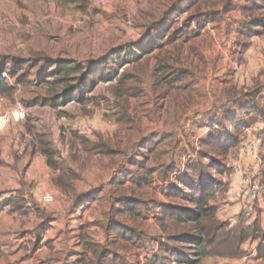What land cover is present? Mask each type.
<instances>
[{"label": "rangeland", "instance_id": "rangeland-1", "mask_svg": "<svg viewBox=\"0 0 264 264\" xmlns=\"http://www.w3.org/2000/svg\"><path fill=\"white\" fill-rule=\"evenodd\" d=\"M100 1H107L108 6L101 7ZM163 1L167 0H80L79 7L76 4H66L62 0H0V68L5 65L8 71L0 74V80H5L15 89L10 94L0 93V116L22 106L26 115L25 121L11 120L8 126L22 123L25 133L34 137L40 151V140L49 141L57 152L58 159L62 158L82 172L84 181L81 187L85 191L95 188L103 190L102 199L86 214L89 222L105 217L109 208L107 201L117 190L114 181L120 171L134 172L136 177L137 172L129 160L134 155L143 153L146 142L148 145V142L169 137L158 147V152H168L160 163L174 162L178 166V173L185 171L187 165L194 163L203 149L200 139L208 137L209 132L207 134V129L203 127L214 119L217 111L232 108V100L221 96L224 87L230 84L251 86L256 71L264 69V60L261 64H253L251 68L247 64L240 65L236 60L234 43L238 42L236 35L243 18L233 14L223 17L225 20L222 19L218 25L209 26L201 22L200 28L198 22H195L190 28L186 27L188 35L178 39L180 43L166 46L165 53L173 58V63H169L175 64L178 70L189 71L191 76L176 84L177 88L168 91L164 82L156 85L153 76L158 59L164 58L156 50L151 56L126 67L120 68L118 64H113L117 79L112 82L98 81L88 96L91 99L89 104L73 102L62 109L43 105L44 100L50 101L54 96V86H42L36 81L44 78L43 74L52 69L53 66L50 65L64 61L84 64L91 60L104 59L117 50L132 47L137 49L146 43V28L154 19L159 20L161 17ZM84 5L87 8L83 10L81 7ZM153 8L158 10H152ZM152 12L156 16H149ZM188 17V13H183L180 18H176L174 29H184L189 24ZM198 30L200 35L195 38L194 32ZM235 55L237 56V52ZM35 63L37 66L33 68ZM11 72L17 73V76L12 77ZM124 73L129 75L128 80L125 78L126 82L123 79ZM27 79L34 84L26 85ZM120 85L123 89L118 88ZM116 93L123 94V97H117ZM223 133L227 131L223 130ZM100 139L118 155L103 160L97 154L88 155L84 151L81 140L98 143ZM245 140L244 138L242 143H246ZM234 154L231 150L227 157L220 158L223 163H227ZM175 173L171 176L174 177ZM225 174L230 178L233 171ZM228 177L224 179L228 180ZM155 178L162 182L139 193L146 201L149 213L153 215L160 211L163 203H173L188 211L192 210L193 207L181 197L176 200L168 197L169 192L183 185V181L174 180L171 184L168 180L167 183L159 174ZM216 178L217 181L223 180L220 176ZM227 188L229 183L224 191L210 198L217 220L218 215L221 218L227 217V213L223 214L221 210L219 212L226 199ZM241 201L242 211L237 217L239 225L245 226L246 219L256 218L252 225L260 226V234L264 235V211H256L259 201L252 204H245L242 199ZM231 212L233 214L235 211L231 209ZM143 222L144 220L139 224L142 238L135 241L136 245L129 255L123 254L126 251L119 252L121 259L117 264H148L146 255L147 251L150 254L154 251L152 242H168L166 234L162 237L155 232L156 223L160 226L158 221L155 224H150L148 220ZM127 223L133 226L132 221ZM224 225L228 226L226 223ZM101 230L97 231L100 236L98 241H101L99 245L106 247L111 253V242L103 241ZM258 243L261 241H248L242 247L252 249ZM231 249L232 246L227 247L224 244L214 247L215 252L229 253ZM4 257L0 252V264L7 261ZM243 257L211 258H218L221 263H225L226 259ZM111 262L110 257L107 263ZM258 264H264V259Z\"/></svg>", "mask_w": 264, "mask_h": 264}, {"label": "trees", "instance_id": "trees-1", "mask_svg": "<svg viewBox=\"0 0 264 264\" xmlns=\"http://www.w3.org/2000/svg\"><path fill=\"white\" fill-rule=\"evenodd\" d=\"M62 2L76 4L80 7V0H62ZM85 4L87 5V2ZM86 5L81 8L86 9ZM237 8H240L243 16V21L239 25L238 46L242 52H245L254 37L264 36V0H167L159 20L154 19L153 23L146 28V43L137 49L132 47L117 50L104 59L91 60L84 64L64 61L60 64L50 65L53 66L52 69L43 74L44 78L41 77L36 81L42 86H54V96L50 101L44 100L43 105L62 109L73 102L89 104L91 99L88 96L95 89L98 81L112 82L117 79L113 64H118L120 68L126 67L144 57L151 56L155 50H159V53L164 56V58L158 59V65L153 76L155 83L160 85L161 82H164L168 91L174 89L177 87L176 84L189 78L190 73L186 70H178L175 64H172L173 58H169V53H165L166 46L172 45L178 39L188 35L186 33L187 28H190L191 24L195 22H198L199 26L202 25L201 22L218 24L225 14ZM183 13L189 14L187 19L189 24L184 29L178 27L174 29L176 18H180ZM151 14L156 16L155 13H149V16ZM194 34L195 36L199 35L200 30ZM185 39L188 40V37ZM33 66L35 68L37 64L35 63ZM7 72V67L2 65L0 74ZM10 75L16 77L17 73L11 72ZM123 76V79L127 78L128 80V73H124ZM33 84L32 80L27 79L26 85ZM118 88L123 89L121 85ZM131 88L137 90L134 87ZM13 91H15L14 87L8 85L5 80H0L1 94H10ZM116 91L119 92V90ZM116 96L123 97V94L116 93ZM239 109L243 112V121L246 125H250L255 119L250 116L251 112H254L256 116H264V107L258 105V96L253 94L246 96V102ZM238 120V115L233 114L221 119L218 123L219 125L236 124ZM233 128L231 133H223L217 128H211L209 138L201 141L203 149L198 153V158L194 160V163L187 165V169L177 176V181H183V185L179 189L175 188V191L169 192L168 197L174 200L181 197L193 208L188 211L185 207L171 203L162 210L157 221L162 227L164 235H167L168 242L162 243L160 252L153 255L148 264H171L174 260H177L178 264H201L205 258L209 257H241L245 255L241 249L242 245L255 240L261 241L258 248V258L264 259V235L260 234L262 232L260 226L252 225L246 228L240 224L229 228L218 222L216 210L210 204V198L220 188V184L213 178L214 171L218 174L225 173L226 163H223L221 158L227 157L228 153L237 148L244 140L243 129L240 127ZM168 138L163 137L158 141L148 142V145L146 142L143 145V153L134 155L129 160L137 172L136 177L131 171L120 172V178L115 181L117 190L114 191L113 195H110L107 201L109 208L105 212L104 220L94 222L104 231L105 241H109V238L113 236L114 239L109 244L113 252L109 253V249L102 248L101 245L94 243L92 239H88L86 236L85 246L92 259L84 260L85 264H109L107 262L110 257L111 264H117L121 259L118 251L130 244L135 246V241L142 238L143 233L140 232L139 224L142 220H146L148 215L146 207L148 205L146 206V201L142 199L139 193L145 188L153 186L155 175L159 174L162 180L167 181L171 174L178 169L174 162L171 164L160 163L168 152H158V147L163 145ZM81 141L84 151L88 155L97 154L113 158L118 155L103 139H100L98 143L88 140ZM40 143L41 152L47 158L48 165L60 172L53 182L63 194L74 195V199L81 201V204L85 206H90L102 199V189L85 195H77L75 184L83 180L82 174L70 163L62 160V158L58 159V154L49 141L40 140ZM217 152L218 154H216ZM205 161L208 162L205 163ZM128 182L131 184L129 190L125 188ZM129 192L130 197H127ZM25 205V200L19 195L4 199L0 208L10 207L13 212L25 214L28 212ZM126 218L132 220L133 226L127 223ZM49 227L50 223L47 220L36 229L38 240ZM86 231L87 227H84L82 234ZM222 244L227 245V247L232 246L233 249L229 253L215 252L214 247H220ZM187 254L189 256H186Z\"/></svg>", "mask_w": 264, "mask_h": 264}, {"label": "crops", "instance_id": "crops-1", "mask_svg": "<svg viewBox=\"0 0 264 264\" xmlns=\"http://www.w3.org/2000/svg\"><path fill=\"white\" fill-rule=\"evenodd\" d=\"M164 3L165 1H163V4ZM152 10L158 9L153 8ZM233 14L243 18L240 8L228 12L224 15V18ZM224 18L223 21L225 20ZM241 20L243 21V19ZM207 24L209 26L218 25L212 23ZM199 35L195 36V38ZM238 36L239 27L236 37ZM176 43L178 44L180 42L176 41L175 44ZM234 44V56L240 65L247 64V67L251 68L253 64H261L264 60V36L254 37L251 40L249 48L245 52L241 51L237 41H235ZM235 52H237V56ZM255 74V79L251 83V86L230 84V86L226 85L224 87L221 96L222 98L226 96L228 100H232V108L217 111L214 119L203 127L207 129V134L209 132L207 138H209L211 128H217L222 132L226 130L231 133L234 129L233 127H240L245 134L244 138L246 139V143H241L236 150H232L234 153L244 150V171L237 172L231 169V158L224 167L225 173L233 171V175L230 177L231 179L225 173L218 174L214 171L213 174L214 180L220 184V188L216 194L224 191L229 183L223 207L221 206L219 209V212L221 210L223 214L224 212L227 213V217L221 218L218 215V220L221 223H226L230 226L229 228L238 226L240 222H237V217L239 216L238 213L242 211L243 202L239 197V193L244 176L256 175L257 169L254 173L249 174L250 167H254L255 164L257 165L256 154H260L261 159L264 160V116H256L254 112H251L250 116L255 119L250 125H246L243 121V112L239 109V107L246 102V96L250 94L258 96V105L264 107V69L256 71ZM233 114L238 115L239 118L236 124L228 123L219 125L218 121ZM8 127L6 131L0 135V204L6 198L21 195L26 202L25 207H27L28 212L20 214L13 212L10 207L0 208V252H2L7 259L6 262L2 261V264H85L84 260L87 261L92 259L91 254H88L85 246V237L87 236L88 239H92L96 244H101V241H98L100 236L97 231L102 228L95 225L94 222L97 220L89 222L86 216L87 212L92 210L94 204L98 201L90 206H85L81 204V201L74 199V195L68 196L63 194L53 182L60 172L52 169L48 165L47 158L38 150L34 137L25 133L22 123L13 125V129L12 127ZM207 138H201L200 144L201 141ZM242 142H244V140ZM84 155H86V153ZM99 157H103V160L109 158L101 155H99ZM183 172L184 170H181L180 173L176 171L174 174L175 176H171L169 179L171 184L174 183V180H177V176ZM119 175H117L116 178L119 179ZM216 176L223 177V180L217 181ZM82 177V181H84V176L82 175ZM224 177H228L230 180H225ZM82 181H78L75 184L77 195L80 196L90 192L100 191L98 188L88 190V187H86L88 191H85L84 187H81ZM161 182L162 181L155 178L153 186L149 188L152 189L157 183L160 184ZM167 183H169L168 180ZM128 186H131L130 182L126 184L125 188L129 189ZM46 194L53 197L51 203H44L43 197ZM127 197H130V195H127ZM170 204L171 203L161 204V210L156 211L153 215L149 213L148 209V217L144 222L148 220L150 224H155L162 210ZM231 209L236 212L233 213L234 215ZM258 210L264 211V199H261L256 205V211L258 212ZM47 220L50 223V227L41 234L38 240L36 229ZM102 220H104V218L98 221ZM255 220L256 218L254 220L246 219L245 227L248 228L252 226ZM126 221L131 222L132 220L126 218ZM84 227H87V231L82 234ZM155 232L157 235L165 237L162 227L157 223ZM101 233L103 234L102 238L104 241L106 235L102 230ZM113 239V236H111L109 242H112ZM163 241L166 242L165 240H157L154 242L155 244L152 242L151 246L154 251L151 253L153 255L160 252L159 250ZM259 246L260 244L258 243L256 247H252V249L249 247L246 248L245 246L242 247L241 249L245 252L243 258L226 259L225 263H221L222 261H220V259L209 257L205 258L201 264H258L263 260L262 258H258ZM133 248V245L130 244L128 247L126 246L120 249L118 253L126 251L123 254L127 253V255H129ZM147 253L146 262L153 256L149 251H147ZM143 264H145V262H143ZM171 264H178V262L174 260Z\"/></svg>", "mask_w": 264, "mask_h": 264}, {"label": "built area", "instance_id": "built-area-1", "mask_svg": "<svg viewBox=\"0 0 264 264\" xmlns=\"http://www.w3.org/2000/svg\"><path fill=\"white\" fill-rule=\"evenodd\" d=\"M101 7H107V1H100ZM147 38L145 39V42ZM22 106L16 107L10 110L8 113L0 116V132L4 130L10 123L11 120L25 121V111L21 108ZM260 154H256V162L254 167H250L249 174L254 173L257 169L256 175H245L240 189L239 197L244 201L245 204H252L264 199V160L261 159ZM243 159L244 150L235 153L232 158L231 169L237 172H243ZM44 203H51L53 197L49 194L44 195ZM254 205V204H253ZM252 208V206H251Z\"/></svg>", "mask_w": 264, "mask_h": 264}]
</instances>
